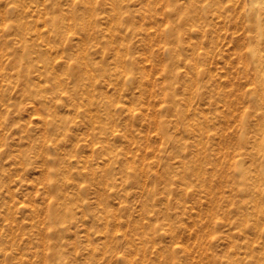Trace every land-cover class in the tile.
Instances as JSON below:
<instances>
[{
    "label": "rangeland",
    "instance_id": "obj_1",
    "mask_svg": "<svg viewBox=\"0 0 264 264\" xmlns=\"http://www.w3.org/2000/svg\"><path fill=\"white\" fill-rule=\"evenodd\" d=\"M0 264H264V0H0Z\"/></svg>",
    "mask_w": 264,
    "mask_h": 264
}]
</instances>
